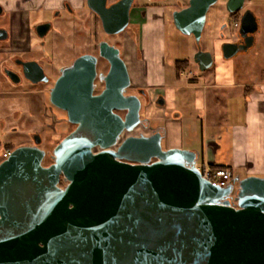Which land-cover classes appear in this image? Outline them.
Instances as JSON below:
<instances>
[{
    "label": "water",
    "instance_id": "water-1",
    "mask_svg": "<svg viewBox=\"0 0 264 264\" xmlns=\"http://www.w3.org/2000/svg\"><path fill=\"white\" fill-rule=\"evenodd\" d=\"M86 1L107 33L127 27L134 0ZM217 1L189 0L173 12L174 27L201 39ZM222 1L229 13L244 8L245 0ZM257 31L255 14L243 11L245 43L224 44V57L247 51ZM100 55L110 64L100 93L92 55L65 68L50 93L75 125L52 163L43 165L39 135L0 162V264H264V176L220 187L202 176L198 151L164 149L161 129L123 139L142 124L141 103L124 95L130 77L119 50L103 43ZM199 55L208 68L210 54Z\"/></svg>",
    "mask_w": 264,
    "mask_h": 264
},
{
    "label": "flooded vegetation",
    "instance_id": "flooded-vegetation-1",
    "mask_svg": "<svg viewBox=\"0 0 264 264\" xmlns=\"http://www.w3.org/2000/svg\"><path fill=\"white\" fill-rule=\"evenodd\" d=\"M54 1L57 4H54ZM117 1L107 0L106 7ZM188 1H178L177 8L170 13L172 23L173 12L187 7ZM81 2L79 6L70 0H0V97L14 95L18 98L29 99L33 103H43L46 109L55 108L64 111L51 102L50 93L63 70L82 55L96 57L97 76L94 80V93H100L104 89L101 76L107 74L110 69L108 60L100 55L101 44L107 43L119 50V56L124 61L129 73L130 84L124 91V95L137 96L141 103L140 110L142 108L145 110L151 104L164 106L166 103L164 94L158 91L157 87L143 83L142 78L136 77L133 79L132 75L143 76V79L149 73L162 72L166 75L169 69L166 65V57L174 53L176 49L179 53L187 55L191 50L190 43L182 39L177 48L175 47L176 43L171 39H142L140 21H133V14L136 11V19H144V16L149 15L148 7L156 8V5H135L134 0L130 8L127 27L119 33L110 34L104 30L100 16L88 7L87 1L81 0ZM217 4L222 7L227 24L231 27L230 37L215 39L212 51L202 47L201 39H191L194 42V47L190 54L186 57H176L172 63L171 71L174 76H184L187 71H190L189 74L193 75L190 70L191 61L197 65L201 73H206L213 67L214 62L219 61V59L223 58L230 61L239 53H249L251 48L255 49L257 46V39H254L252 46L247 51H240L228 59L224 57V44L230 43L239 46L245 43V39L238 33L236 23L239 22L243 11L249 8L244 6L241 11L229 13L225 9V2L218 0L215 5ZM83 11L84 13H82ZM161 13L160 15L155 12L153 14L156 17L161 16V20H163L164 10L161 9ZM66 22H69L70 26H66ZM98 25L103 34L100 37H97L96 32ZM129 27L132 28L131 36L125 33ZM190 36L194 38L192 35ZM110 38L112 41H109ZM96 39L99 40L96 41ZM58 44L59 46L63 45L65 52L68 53L71 49L74 51L77 47L79 48L81 44L85 49L82 51L78 49L75 55L66 62L63 59L61 49L57 48ZM201 53H209L212 59L211 65L203 70L196 62V59H202V55H199ZM102 62L105 67L100 70L99 66ZM187 79L192 80L195 78L189 77ZM98 85L101 86V90L96 91ZM152 91L155 92L152 93ZM44 112V115L47 114V110ZM116 112L122 117L126 114V111L123 110H116ZM140 119L142 127H144L143 124L151 123L145 113L142 117L140 116ZM37 135L39 133L32 134L31 142L25 144L14 145L13 141H6L4 144L0 142V162L5 159L2 156L5 152L10 154L18 147L35 145L34 136ZM41 144L42 141L38 144L40 148ZM45 151L44 159L50 156L49 150ZM51 163L52 160L48 165Z\"/></svg>",
    "mask_w": 264,
    "mask_h": 264
},
{
    "label": "crops",
    "instance_id": "crops-1",
    "mask_svg": "<svg viewBox=\"0 0 264 264\" xmlns=\"http://www.w3.org/2000/svg\"><path fill=\"white\" fill-rule=\"evenodd\" d=\"M70 1L79 6L82 3L81 0ZM157 2L150 0L148 3L159 7L160 4ZM54 4L57 2L54 1ZM244 6L255 14L258 21V31L255 33L258 44L246 63L239 62L233 65L231 63L233 61L221 59L212 74L206 72L202 75L205 81L203 84L196 79L182 81L184 76L175 75L173 77L177 83L183 82L180 89L175 88L172 83L169 84L162 72L149 73L143 80L145 84L157 87V90L164 94L167 108L181 107L187 112L186 128L194 126L196 122L200 124V134L194 133L187 138L183 134L181 125L178 133L161 130L164 134L162 143L163 140L166 141L167 148L198 151L197 165L225 168L233 177L236 175L240 178L250 175L263 177L264 0H245ZM157 7H148L151 17L149 19L155 20L152 22L150 20L144 25L141 32L142 39H157V31L163 28L161 16H158V19L153 14L154 12L158 15L162 14L161 9ZM160 22L162 28L158 27ZM147 107L145 114L152 122L158 120L163 122L165 117L161 113L165 106L159 105L158 109L161 111L156 115L149 114ZM156 129L158 128H153Z\"/></svg>",
    "mask_w": 264,
    "mask_h": 264
},
{
    "label": "rangeland",
    "instance_id": "rangeland-1",
    "mask_svg": "<svg viewBox=\"0 0 264 264\" xmlns=\"http://www.w3.org/2000/svg\"><path fill=\"white\" fill-rule=\"evenodd\" d=\"M150 0H135V5L139 4H149ZM180 2V0H159L157 3L160 4L159 7L162 10H164L165 15L162 16L163 20V28L161 27V22L159 23V28H162V30H158V38L157 39H171L176 43L175 47H179L178 43L182 41V39H185L187 42L190 43V48L194 47V42L191 39V36H185L182 33H180L173 25L170 13L173 11L174 8H177L176 3ZM156 4V2H155ZM136 12V11H135ZM134 12L133 14V21H140L141 29H144V25L147 24L150 20L151 22L155 19H149L151 18L149 15L144 16V19H136L137 14ZM84 13V11L82 12ZM155 22V21H154ZM138 25V24H137ZM66 26H70L69 22H66ZM157 26V24H156ZM97 37L100 35L103 36L101 32V28L98 25L96 27ZM132 28L129 27L126 29L125 33H127L128 36H131ZM162 32V34H161ZM136 34H138L136 32ZM139 35V34H138ZM231 35V27L229 24H227V19L225 17V14L222 12V7L220 5H213L210 7L206 14V21L203 28L202 36H201V45L205 49L212 51V45L215 39H227V37H230ZM99 39H96L98 41ZM111 38L109 39V41ZM57 41V40H56ZM112 41V40H111ZM180 44V43H179ZM57 48H60L63 54L64 61L68 62L73 55L78 51H82L85 49V47L81 44L79 48L75 49L74 51L71 49V51L65 52V48L63 45L58 44ZM191 50L187 55L190 54ZM254 48L249 51V53H239L237 56H235L231 61L233 65L235 63L240 64L246 63L248 57L253 54ZM187 55L181 54L176 49L174 53L170 54L168 57H166V65L169 68L168 73L165 75V80L169 84H173L175 88L180 89V86H182L183 82L177 83L174 79V75L171 71L172 63L174 59L186 57ZM223 61L224 60L222 58ZM221 59L219 61L214 62L213 67L208 70L207 73L212 74L214 70L219 66ZM222 61V62H223ZM239 66V65H238ZM104 63L102 62L99 66V69H104ZM191 72L193 75L189 74L190 71H187V73L184 75V78H182V81H185L187 78H195L200 84H203L204 78L203 73L200 72L197 68V65L191 61ZM142 78V82L145 83L143 80V76L133 74L132 78ZM145 77V76H144ZM208 82V81H207ZM101 90V86L98 85L96 91ZM163 113L164 120L162 121H151V124L149 125V128H144L142 125L137 126L133 131L131 132H124L122 135V138L129 135L138 136L141 133L144 135H149L153 128H158L161 130H170L173 134L176 131L178 133L179 126H183V134L185 135V138H187L188 135H192L194 133H197V135L200 134V124L194 123V126H190L189 128L187 126V112L182 110L181 107L177 108H167L166 105ZM159 104H152L151 107H147V110L149 111V114L156 115L158 111H161L158 109ZM150 109V110H149ZM47 110V114L44 115V111ZM157 110V111H156ZM147 111V112H148ZM145 113V110L142 108L140 110V116L142 117ZM194 113H196L194 111ZM75 128V125L71 124L68 121L67 114L65 111H61L58 109H51L44 107L42 104L33 103L32 101H29V99L26 98H18V96L9 95L8 97H0V142L1 144H4L6 141H13L14 145L16 144H25L31 142L32 134L39 133L41 137V148L44 150H49L48 153L51 155V152L53 148L57 145L58 142H60L69 132H71ZM190 131V132H188ZM174 139V138H173ZM168 144H166V141L163 140L162 147L164 149H167ZM2 146V145H1ZM46 152V151H45ZM1 160V157H0ZM51 158L50 156L46 157L43 160V165L48 166L50 163ZM62 185H65V182L61 180Z\"/></svg>",
    "mask_w": 264,
    "mask_h": 264
},
{
    "label": "built area",
    "instance_id": "built-area-1",
    "mask_svg": "<svg viewBox=\"0 0 264 264\" xmlns=\"http://www.w3.org/2000/svg\"><path fill=\"white\" fill-rule=\"evenodd\" d=\"M236 25L238 26V23H236ZM8 155L9 152L2 154L3 158H6ZM197 167L201 171L202 176L214 185L226 187L232 179V173L228 169H212L210 167H201L199 165H197Z\"/></svg>",
    "mask_w": 264,
    "mask_h": 264
},
{
    "label": "trees",
    "instance_id": "trees-1",
    "mask_svg": "<svg viewBox=\"0 0 264 264\" xmlns=\"http://www.w3.org/2000/svg\"><path fill=\"white\" fill-rule=\"evenodd\" d=\"M211 168L212 169H218V168H220V167H218V166H211ZM232 177H233V175H232ZM62 180V179H61ZM60 185H62V182L60 181Z\"/></svg>",
    "mask_w": 264,
    "mask_h": 264
}]
</instances>
